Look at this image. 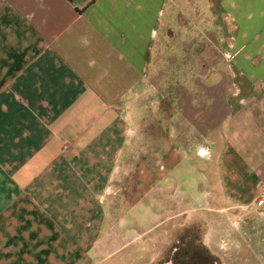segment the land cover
Returning <instances> with one entry per match:
<instances>
[{
  "label": "crops",
  "instance_id": "obj_1",
  "mask_svg": "<svg viewBox=\"0 0 264 264\" xmlns=\"http://www.w3.org/2000/svg\"><path fill=\"white\" fill-rule=\"evenodd\" d=\"M165 3L0 0V264H157L165 255L157 226L189 210L166 208L158 221V196L173 202L162 184L178 164L159 178L150 170L144 199L112 230L105 202L126 162L141 158L130 154L126 100L144 80ZM218 8L229 23L232 89L221 148L203 163L215 169L187 186V202L206 211L197 243L212 255L223 211L247 209L264 224V0ZM248 254L245 264H264L261 251Z\"/></svg>",
  "mask_w": 264,
  "mask_h": 264
},
{
  "label": "rangeland",
  "instance_id": "obj_2",
  "mask_svg": "<svg viewBox=\"0 0 264 264\" xmlns=\"http://www.w3.org/2000/svg\"><path fill=\"white\" fill-rule=\"evenodd\" d=\"M228 24L218 0H166L144 80L126 100L130 154H140L141 158L126 162L131 170L119 172L108 187L105 202L110 230L116 228L113 223L118 218L127 216L129 204L144 199L142 190L148 188L155 170L159 178L178 164L172 179L167 175L162 184L171 186L173 202L166 206L168 200L158 196L162 200L158 201V207L162 206L158 221L169 213H164L166 208L175 213L189 207L183 216H174L171 225L163 222L157 226L158 246L163 244L166 249L157 264H245L248 253H264V224L250 221L252 212L243 208H238L236 215L232 210L223 211L220 253L212 255L204 250L196 240L202 234V225L196 220L206 211L191 197L187 202L188 184L198 181L196 173L208 169L210 166L203 163L210 162L221 148L220 125L228 110L226 96L232 89ZM186 218L194 221L181 230ZM133 229L131 232L139 231L138 227ZM186 234L188 257L182 247ZM173 247L178 253H170Z\"/></svg>",
  "mask_w": 264,
  "mask_h": 264
}]
</instances>
